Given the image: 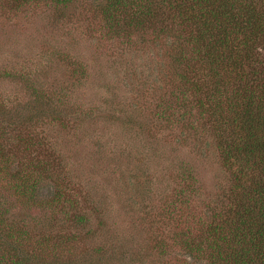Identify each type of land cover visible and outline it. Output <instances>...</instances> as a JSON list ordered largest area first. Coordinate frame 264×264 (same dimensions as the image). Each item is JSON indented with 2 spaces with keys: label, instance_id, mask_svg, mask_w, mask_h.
I'll use <instances>...</instances> for the list:
<instances>
[{
  "label": "rangeland",
  "instance_id": "obj_1",
  "mask_svg": "<svg viewBox=\"0 0 264 264\" xmlns=\"http://www.w3.org/2000/svg\"><path fill=\"white\" fill-rule=\"evenodd\" d=\"M99 2L0 0V254L14 242L27 264H204L178 244L230 184L211 120L169 104L178 32L112 31ZM19 160L34 194L18 189Z\"/></svg>",
  "mask_w": 264,
  "mask_h": 264
},
{
  "label": "trees",
  "instance_id": "obj_2",
  "mask_svg": "<svg viewBox=\"0 0 264 264\" xmlns=\"http://www.w3.org/2000/svg\"><path fill=\"white\" fill-rule=\"evenodd\" d=\"M29 1L12 0L17 7ZM53 1L65 7L72 0ZM97 8L112 31L123 29V35L175 27L179 43L173 45L169 81L178 93L169 104L184 112L195 108L211 120L213 147L230 184L226 204L199 237L178 245L204 264H264V0H100ZM160 12L166 17L159 23ZM14 124L9 121L11 132L22 131ZM20 142L28 145L30 139ZM19 164L18 189L34 194L39 183L34 165ZM11 228L5 227L9 240ZM30 256L12 242L0 264H27Z\"/></svg>",
  "mask_w": 264,
  "mask_h": 264
}]
</instances>
